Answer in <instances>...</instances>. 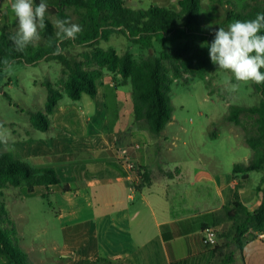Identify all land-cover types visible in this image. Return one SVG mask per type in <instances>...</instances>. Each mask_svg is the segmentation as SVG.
<instances>
[{
  "label": "rangeland",
  "instance_id": "obj_1",
  "mask_svg": "<svg viewBox=\"0 0 264 264\" xmlns=\"http://www.w3.org/2000/svg\"><path fill=\"white\" fill-rule=\"evenodd\" d=\"M128 1L125 0V3ZM216 1L218 0H201L199 15L201 23L209 25L214 31L219 28L228 10L242 9L246 0H221V4ZM147 2L139 7H127L134 10L146 9L149 8L151 0ZM66 13L73 23L81 25L83 31L78 35L87 36L88 24L84 21L83 11L78 12L70 8ZM50 19L54 22L58 18L53 15ZM16 23L11 7L0 3V25L15 31ZM56 42V38L54 41H48L41 37V41L35 46V54L40 51L50 52L48 58L35 65L16 63L12 74L0 71V124L4 125L12 139L26 135L34 136L37 133L32 128L30 112L45 113L48 96L45 83L51 82L54 87L65 93L64 81L67 76L63 63L56 57L62 56L71 62L80 63L87 70L96 67L92 58L94 48L89 42L64 41L61 44L63 54L53 55L54 47L51 45ZM185 43L193 42L184 41L175 47H182ZM196 44L208 50V44ZM97 47L103 50L113 49L119 55L130 51L137 63L148 56H158L162 49H165V46L158 43H155L153 49L134 45L123 34H112L107 41L99 40ZM230 75L219 71L218 66L211 63L204 81L190 74L175 80L170 92L173 121L160 135H155L146 122L136 121L132 114L130 82H124L119 74L105 70L98 84L103 79L110 96L101 94L96 98L99 118L92 119L93 113H88L85 119L81 118V102L73 101L65 95L60 105L66 107L67 112L62 115L57 109V114L49 117L50 131L44 134L54 136L87 133L106 130L111 125L118 133L119 144L123 145L127 139L141 145L139 153L144 162H153L155 157L149 159V149L153 150L159 144L162 152L167 154L164 164L167 168L174 170L182 161L200 160L208 169L229 176L236 166L247 165L248 158L253 155L245 143L241 127L228 121L229 108L233 104L252 106L260 100V96L254 92L253 84H241L237 92H227L225 79ZM84 97L90 99L89 95L85 94ZM103 113L105 116H102ZM108 119H111V123ZM7 150L13 154L10 146ZM2 151L8 153L4 149ZM126 154L130 155L129 148ZM262 175L263 173L259 172L252 173L249 184H259ZM44 191L43 188H36L30 193L25 186H12L5 188L3 196L0 197L18 231L15 244L25 254L26 263L96 264L93 257L96 253V241L90 227L81 224L70 225L69 221L58 219L56 213L61 210V203L52 192L45 196ZM226 252H230V249H226ZM234 253L233 260L237 261L234 264H243L240 251L235 250Z\"/></svg>",
  "mask_w": 264,
  "mask_h": 264
},
{
  "label": "trees",
  "instance_id": "obj_2",
  "mask_svg": "<svg viewBox=\"0 0 264 264\" xmlns=\"http://www.w3.org/2000/svg\"><path fill=\"white\" fill-rule=\"evenodd\" d=\"M218 4L221 0L216 1ZM39 3V0H36ZM46 28L41 37L55 40L56 29L50 16L58 19H70L67 9L83 11L84 21L88 24V35H78L75 41H87L93 46V61L96 67L85 69L82 64L60 59L64 65L67 78L64 91L54 87L51 82L44 84L47 89L45 113L30 112V120L36 130L45 132L50 129L51 115H54L64 95L73 101H79L84 94L95 98L98 93L99 80L105 70L119 74L124 82L132 87V107L136 121L147 123L150 131L160 135L173 121V105L170 97L175 80L190 74L205 80L210 67L208 50L196 43L209 44L214 38V29L201 23L199 15L201 0H179L177 9L163 6H150L134 10L126 7L125 0H46ZM264 12V0H246L240 10H228L221 27L236 19L254 18ZM219 26V27H220ZM0 61L4 57L35 65L48 58L50 52L40 51L35 54V46H29L25 53H17L8 37L14 33L0 25ZM112 34L125 35L134 45L153 49L155 43L165 46L158 56H148L137 63L130 51L119 55L115 50H103L97 47L99 40H108ZM185 43L182 47L175 45ZM3 65L0 64V71ZM254 92L260 96L259 103L252 106L233 104L230 106L228 121L241 127L245 143L253 155L243 167L236 166L234 173H263L256 188L261 194V204L251 211L240 201H233L220 210L204 215L207 219L204 229L222 225L218 231V243L213 249L222 264H230L235 250L243 251L244 246L264 233V84H253ZM215 135V133H214ZM0 144V197L3 189L10 186H25L33 193L38 187L62 185L54 166H36L31 162L15 158L3 152ZM143 171L145 184L150 182L148 169ZM121 174L125 172L120 169ZM142 181V182H143ZM18 231L8 215L5 204L0 201V264H27L25 254L16 247ZM168 238V235H165ZM230 249V252H226ZM96 264H125L122 260L99 257ZM173 264H181V261Z\"/></svg>",
  "mask_w": 264,
  "mask_h": 264
},
{
  "label": "crops",
  "instance_id": "obj_3",
  "mask_svg": "<svg viewBox=\"0 0 264 264\" xmlns=\"http://www.w3.org/2000/svg\"><path fill=\"white\" fill-rule=\"evenodd\" d=\"M178 1L151 0L150 6L177 9ZM12 2L0 0L6 7H11ZM146 2L129 0L125 5L139 7ZM99 85L95 98L84 99V94L78 101L81 118L88 113H93L92 119L100 116L96 98L101 94L110 96V92L103 79ZM58 110L62 115L67 112L60 103ZM32 128L37 132L34 136L10 138L8 146L13 154L4 145L3 149L33 165L55 167L62 185L38 188L45 190V196L52 192L61 203L58 219L90 227L96 241V263L99 257H106L125 264H222L213 254L214 247L202 243L207 221L204 215L233 201L244 203L251 211L261 204L258 184H249L252 173L246 178L234 172L224 176L200 160L182 161L173 170L164 166L167 154L159 144L149 149V159L155 157L153 162H144L139 153L141 145L127 139L119 144L118 133L111 125L101 131L54 136L44 134L50 129L42 132ZM127 148L131 161L148 169L149 184L136 183L126 169L122 158ZM216 227L220 230L222 225ZM240 254L243 264H264V233H258ZM234 263L237 261L230 264Z\"/></svg>",
  "mask_w": 264,
  "mask_h": 264
},
{
  "label": "clouds",
  "instance_id": "obj_4",
  "mask_svg": "<svg viewBox=\"0 0 264 264\" xmlns=\"http://www.w3.org/2000/svg\"><path fill=\"white\" fill-rule=\"evenodd\" d=\"M11 10L16 18V29L8 39L17 53H25L29 46H36L41 41V32L46 28L48 4L46 0H13ZM56 43L53 55L63 54L61 44L75 41L83 31L81 25L70 19H56ZM211 63L218 70L230 73L225 79V90L235 93L241 84H264V12L254 18L236 19L227 27H219L212 41L207 45ZM0 64L3 71L12 74L16 61L4 57ZM10 133L0 124V144L9 145Z\"/></svg>",
  "mask_w": 264,
  "mask_h": 264
},
{
  "label": "built area",
  "instance_id": "obj_5",
  "mask_svg": "<svg viewBox=\"0 0 264 264\" xmlns=\"http://www.w3.org/2000/svg\"><path fill=\"white\" fill-rule=\"evenodd\" d=\"M122 160L124 161V165H125L126 169L129 171L130 175H133L136 183H139V184L142 183L143 171L140 170L139 167H137L131 161L130 157L128 156V154H126V152L124 153ZM233 185H236L235 180L233 181ZM218 231H219L218 227H207V228L203 229V231H202V243H203V245H205L206 247H215L218 243V237H217Z\"/></svg>",
  "mask_w": 264,
  "mask_h": 264
}]
</instances>
